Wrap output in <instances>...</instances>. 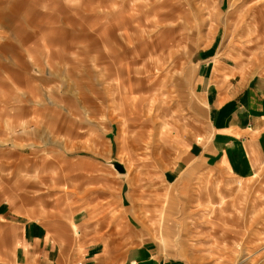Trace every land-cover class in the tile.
Masks as SVG:
<instances>
[{
	"label": "rangeland",
	"instance_id": "rangeland-1",
	"mask_svg": "<svg viewBox=\"0 0 264 264\" xmlns=\"http://www.w3.org/2000/svg\"><path fill=\"white\" fill-rule=\"evenodd\" d=\"M125 1L131 8L151 2L0 0V210L25 216L39 210L56 213L103 191L114 213L112 203L125 183L123 193L130 200L122 209L126 218L117 223L126 237L138 233L131 244L150 239L186 264H264V165L247 180L195 164L187 184L181 173L173 183L164 180L167 171L178 169L181 155L209 134L194 57L216 49L240 73L264 76V0L237 6L233 22H226L230 27L222 21L224 10L238 0H173L184 7L189 3L185 15L190 22L196 18L189 15L193 6L209 4L210 14L205 11L206 26L199 33L176 29L165 37L173 40L174 54L167 60L158 63L162 48L152 49L154 64L146 62L157 68L164 87L153 92L159 96L149 113L146 102L123 101L124 88L131 84L126 75L105 77L108 62L118 66L104 59L107 23L111 27L114 19L124 18L117 35L127 33L133 46L140 43L139 16L135 11L131 18L122 16ZM256 24L262 27L258 32ZM249 29L253 34L243 39ZM146 42L142 39L143 46ZM134 107L138 124L127 133ZM26 124L28 134L22 128ZM112 161L122 164L125 174H118ZM25 196L29 201L23 204ZM12 234L0 219V264H14Z\"/></svg>",
	"mask_w": 264,
	"mask_h": 264
},
{
	"label": "crops",
	"instance_id": "crops-1",
	"mask_svg": "<svg viewBox=\"0 0 264 264\" xmlns=\"http://www.w3.org/2000/svg\"><path fill=\"white\" fill-rule=\"evenodd\" d=\"M212 50L194 57L208 138L200 139L181 155L178 169L164 175L167 183H173L181 173L187 184V174L196 169L191 164L239 180L255 177L264 165V76L242 74L236 66L223 61L216 49ZM90 167L98 169L95 163ZM124 186L125 183L120 196L113 200L112 205L117 207L114 213L111 198L103 191L89 193L84 201L56 213L39 210L26 217L0 210V219L9 223L13 231L8 237L14 248L13 263L186 264L150 239L133 240L131 244V239L137 240V232L131 231L126 237L125 231H118L117 222L126 218L122 210L127 208L125 201L130 200L123 193ZM50 194L47 196H55ZM28 201L25 196L21 202Z\"/></svg>",
	"mask_w": 264,
	"mask_h": 264
},
{
	"label": "bare ground",
	"instance_id": "bare-ground-1",
	"mask_svg": "<svg viewBox=\"0 0 264 264\" xmlns=\"http://www.w3.org/2000/svg\"><path fill=\"white\" fill-rule=\"evenodd\" d=\"M145 1H147V2L151 1V2H149V3L145 2L144 4H138V5H136V3H135L134 8H131L130 4L128 6V4H126V1H125L124 5H123V6H125V8H124V11L122 12V16L125 14H130L129 18L132 17V13H131L132 11H135L137 13V16H139L138 21H137V27L135 28V31L138 33V36L136 37V41L140 42V43L137 46H133V44L129 41V37L127 36V33L117 35V31L120 32L119 27H118V22L119 21H126V20L124 18H120L116 22L114 19V22H115L114 25H111V27H109V23H110L109 22V23H107L108 27L105 26L107 52L105 53L104 59H106L107 61L111 60L114 63H118V66L114 65L111 67L110 62H108L109 66H108L107 72L105 73L106 79L107 78H113V77L121 78L122 75H126L128 82L131 83V84H129L131 88L130 87L124 88V94L125 95H123V97H125V98L123 101L124 102L130 101L132 103V105H135L137 103L141 104L142 102H146L145 103L146 105L144 104V108L149 113L152 110V103H154L158 98L157 96H159L157 94H154L153 92L155 90H157L158 87L160 88V86H163V84H164V81L162 82L160 79H157V75H156L158 73V72L156 73L157 68H154L150 65H147V62H150V64L153 63L152 59L154 57H156L155 56L156 52L153 51L152 49L153 48L155 49V46L162 48V52H163L161 55L162 58H158L156 60L157 62L159 61L160 63H162V61L167 60L170 56H172V54H174L173 52L170 51L171 44L173 43V40L165 39V37L167 35L170 36L171 34H173L174 30H176V29H180L181 31L187 30V32L188 31H192V32L196 31L197 33H199L201 31V29L206 26L204 20H202V17L207 15V13L205 11H208V14H210V10L208 9L210 7V5L208 4L207 7H205L204 9H199V8L197 9L195 6H193L195 8L190 6L191 9L189 10V15L192 17H196L195 22H193V21L190 22L192 20V18H189L188 16L185 15V7H187V5L189 3H186L185 7H184L183 5H180L178 3V1H173V0L172 1L171 0H165V2L164 1L161 2L160 0H157L155 2H154V0H145ZM168 1L169 2L171 1V2L168 4L167 3ZM238 1H239V2H237L238 4L235 6L234 5L233 6L228 5V9L224 10V15H223L224 20H222V21H224L226 23L228 20H231L233 22V20H234L233 14H234V10L237 9V6L249 5V3L252 2L253 0L252 1L251 0H245V1L238 0ZM249 10L252 11V8H247V11H249ZM240 12H237V13H240ZM239 16H237V17H239ZM179 20H181V23H180V25L179 24L177 25ZM219 20H221V19L218 18V24H219ZM108 21H109V16H108ZM246 21H247V19H246ZM196 22H198V23H196ZM234 23H236V22H234ZM247 24H248V22H247ZM129 25H130V21H129ZM228 25L229 24H227L226 26H228ZM228 27H230V26H228ZM211 28H213V27L211 26ZM259 28L260 29L262 28L261 25L259 27V25L256 24V32H258ZM213 29H215V28H213ZM224 29H225V27H224ZM250 29L247 31V33L244 34L243 39H248V37H250L253 34V30H254L253 26H252L253 30L251 31ZM211 33H213V32H211ZM211 33L209 32L208 34L210 35ZM142 39L147 40L145 46L142 45ZM249 39H251V38H249ZM241 41H240V43H241ZM128 51L132 54L131 57H130V54L127 53ZM118 57H120V58L118 59ZM127 57H130V59L128 58V60L125 61ZM119 64H121V66ZM128 66H130L134 69H132V68L128 69ZM110 89H111V87L109 86L107 88V90H110ZM111 90L114 91L116 89H114V90L111 89ZM116 91L118 92L119 89L117 88ZM141 91H143V92L145 91L147 94L148 93L149 94L148 95H146L145 93L141 94L140 93ZM160 91H161V89H160ZM160 96H162V95H160ZM49 100H51V98H49ZM51 103H52V101H51ZM137 109H135V107H134V110H135L134 115L135 116L132 118H129V122H128V126H127L128 129H126L127 133L134 132L135 131L134 127H135V125L138 124V121L136 118V115H138ZM124 112L125 111H123V114H121V113L120 114L123 117H127V115L124 114ZM27 125L28 124L22 126V128H23L24 132L28 134L27 127H26ZM163 126L168 127V123L164 122ZM49 181L54 186L57 183L56 180H53V179L49 180ZM19 185L20 184H18V186ZM160 221H161V219H160ZM162 226H164V225H162ZM165 229H167V228L165 227ZM121 231H124V230H121ZM165 238L166 237H164V239ZM254 241H256V238ZM260 243L264 245L263 241ZM237 246H239V245H237ZM256 246H258V245L256 244ZM239 247H237L238 250H239Z\"/></svg>",
	"mask_w": 264,
	"mask_h": 264
},
{
	"label": "water",
	"instance_id": "water-1",
	"mask_svg": "<svg viewBox=\"0 0 264 264\" xmlns=\"http://www.w3.org/2000/svg\"><path fill=\"white\" fill-rule=\"evenodd\" d=\"M110 165L115 169V171H116L118 174H120V175L125 174L126 170H125V168L123 167L122 164H120V163H118V162H116V161H112V162L110 163Z\"/></svg>",
	"mask_w": 264,
	"mask_h": 264
}]
</instances>
